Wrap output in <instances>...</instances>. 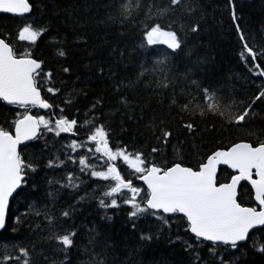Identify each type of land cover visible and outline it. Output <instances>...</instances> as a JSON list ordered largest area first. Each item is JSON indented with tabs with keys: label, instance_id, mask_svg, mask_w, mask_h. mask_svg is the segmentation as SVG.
<instances>
[{
	"label": "trees",
	"instance_id": "16d2710c",
	"mask_svg": "<svg viewBox=\"0 0 264 264\" xmlns=\"http://www.w3.org/2000/svg\"><path fill=\"white\" fill-rule=\"evenodd\" d=\"M28 2L32 10L23 17L0 13V38L18 57L27 53L41 63L38 87L52 107H30L28 112L50 121L53 128L60 118L76 120L77 126L75 134L59 136L41 126L37 138L19 147L35 171L27 170L25 182L9 202L7 226L0 232V241L9 244L11 258L5 264H23L21 248L28 250L30 264H221L220 257L264 264V253L252 246L253 241L264 245V226L252 230L235 252L218 245L213 255L209 242H197L190 234L184 217L147 209V190L138 181L142 173L122 158L108 161L90 139L95 128L102 127L113 151L142 153L165 168L180 163L193 170L215 151L240 142H264V97L255 100L264 90V77L254 74L264 70V0H181L174 6L171 0H139L130 9L119 0ZM122 9L128 14L122 15ZM28 24L42 33L35 43L19 39ZM156 24L175 31L181 49L173 53L163 44L148 45L145 31ZM245 42L261 53L255 61L260 69H254ZM205 89L219 100H208ZM212 103L219 104L218 111L209 110ZM249 105L245 122L235 124L233 118ZM24 114V109L0 101V126L5 130L12 132L15 120ZM189 123L191 130L185 127ZM163 131L170 133L167 143ZM154 147L159 151L153 152ZM80 159L89 165L84 171ZM109 164L125 182L142 190L136 203L144 213L130 215L134 209L121 198L132 195L126 189L116 197L118 207L99 206L100 198L108 199L103 192L115 182L90 173L107 171ZM69 175L79 187H62ZM231 176L220 168L218 184ZM237 200L256 207L246 183L240 185ZM70 208L72 214L65 218L62 212ZM62 230L76 233L67 255L53 238Z\"/></svg>",
	"mask_w": 264,
	"mask_h": 264
},
{
	"label": "snow or ice",
	"instance_id": "6c2138e0",
	"mask_svg": "<svg viewBox=\"0 0 264 264\" xmlns=\"http://www.w3.org/2000/svg\"><path fill=\"white\" fill-rule=\"evenodd\" d=\"M119 2L123 8L130 9L137 6L139 0H131V3L128 0H119ZM180 2L181 0H171L173 6ZM229 2L231 4V0ZM31 10L28 0H0V13H11L23 17ZM157 11L167 12L168 9ZM127 14L122 9V15ZM232 18L233 21L238 19L234 6ZM149 28L150 30L145 31V40L148 45L163 44L173 53L181 49V41L175 31L166 30L159 24L150 25ZM192 30L196 31L197 27H193ZM237 30L241 33V40L245 41L244 34L238 24ZM41 34V31L35 30L32 24H28L19 31L18 36L22 41L29 40L35 43ZM244 49L247 56L252 57L254 69H260V65L255 64V61L257 55L261 53L254 52L247 42L244 43ZM59 54L63 56L64 52L60 51ZM241 56L245 61L247 60L244 52L241 53ZM40 68L41 63L31 58L30 54L26 53L18 57L13 48L0 38V101L25 110V114L14 122L15 135L0 126V230H4L7 226L10 198L25 182L27 170L35 171V168L26 162L22 153L18 151V146L25 141L37 138L40 126L48 131H55L57 136L61 133L75 134L74 129L77 126L76 120L60 118L55 121L53 128L50 127V121L43 117L35 118L27 114L30 107L41 109L52 107L41 97L37 82V77L41 75L38 71ZM254 74L264 77V70L255 71ZM48 91L53 92L54 90L49 88ZM204 91L209 93L206 97L208 100H219V97H216L211 90L205 89ZM262 97H264V90L259 91L255 100ZM207 107L209 110H219L218 103L209 104ZM250 108V105L244 108L241 114L233 118V122L237 125L244 123ZM185 127L191 130L193 125L189 123ZM169 136V132H162L164 143H167ZM90 139L96 145L95 151L107 157L108 161L122 158L136 173H142L140 178L147 185L145 197L147 209L164 214H182L187 220L188 230L194 235L197 242L201 240L210 242L209 251L213 255L217 254L216 246L218 245H223L227 250L235 252L241 242L249 240V233L252 229L264 226V142L258 143L257 146H253L249 142L236 143L228 150L216 151L206 158V162H201L198 168L193 170L192 167L182 166L180 163L165 168L143 158L142 153L131 156L126 150L113 151L109 146L107 133L102 127H96ZM71 147L75 149L76 143L73 142ZM152 151L158 152L159 149L154 147ZM79 164L82 166L81 171L89 167L85 159H80ZM221 164L227 165L239 173L231 178L230 183L218 184L217 182V168ZM48 166L53 167L54 165L49 163ZM253 169H255L258 179H253ZM90 174L102 181L115 182L103 192V197L108 199H99L101 208L118 207L116 197L126 189L132 195L121 198L124 203L134 209L130 215L136 217L146 211L144 207L136 203L142 190L134 187L130 181L125 182L114 164H109L107 171H91ZM66 180L67 183L62 187H79L71 175L67 176ZM244 180L249 181L255 190V200L260 210H257V207L242 206L238 202L237 186ZM50 195L53 194L50 193ZM71 214V208L62 212L65 218H70ZM75 235V231L71 230H62V234L58 235L53 234L57 243L63 246L59 251L65 252L67 255V250L74 246L73 237ZM141 238L150 240L152 237L142 236ZM252 246L256 251L264 253V245H260L259 242L253 241ZM8 247L7 242L0 241V248L4 249L3 253H0V264H5V261L11 258L7 253ZM187 247L192 248L193 246L188 244ZM20 254L26 258L23 264H30V260L27 259L29 257L28 250L21 248ZM197 259H199L198 256ZM220 261L221 264H238L237 260H225L223 257H220ZM94 264H103V261L94 262Z\"/></svg>",
	"mask_w": 264,
	"mask_h": 264
},
{
	"label": "water",
	"instance_id": "95a60500",
	"mask_svg": "<svg viewBox=\"0 0 264 264\" xmlns=\"http://www.w3.org/2000/svg\"><path fill=\"white\" fill-rule=\"evenodd\" d=\"M4 14H9V15H14V14H11V13H4ZM27 14H29V13H27ZM27 14H25V15H27ZM24 15V16H25ZM14 16H17V15H14ZM38 62V61H37ZM39 71V70H38ZM42 97V96H41ZM6 103V102H5ZM39 110H41V111H45V110H47V109H41V108H39V107H37ZM27 114H29V115H32V116H34L35 118H38V116H36V115H33V114H31L30 112H27ZM22 117V116H21ZM20 117V118H21ZM19 119V118H18ZM39 132H40V128H39V130H38V133H37V135L39 134ZM10 134H12V135H15V128L13 127V130H12V132H10ZM33 140V139H32ZM28 141H30V140H28ZM27 141H25L24 143H26ZM24 143H22L21 145H23ZM21 145H19L18 146V150H19V147L21 146ZM257 146V145H256ZM230 148V147H229ZM229 148H227V149H223V150H228ZM219 151V150H218ZM216 152V151H215ZM214 152V153H215ZM214 153H212V154H214ZM211 154V155H212ZM210 155V156H211ZM205 162H206V160H205ZM220 168H226V169H228L231 173H232V176L229 178V180L227 181V182H225V183H230L231 182V178L233 177V176H235V175H238L239 173L236 171V170H234V169H231V168H229L227 165H223V164H221V165H219L218 166V168H217V174H218V171H219V169ZM142 176V174L138 177V181L143 185V187L147 190V185L144 183V181L140 178ZM253 179H258V177L255 175V169H253ZM242 183H246L247 185H249V187H250V189H251V191H252V197H253V201H254V203H255V205H256V207H257V210H260L259 209V206H258V203H257V201L255 200V190L252 188V185H251V183L249 182V181H247V180H244V181H241L240 183H239V185L237 186V196H238V189H239V187H240V185L242 184ZM20 189V188H19ZM19 189H17V191L19 190ZM16 193H14L13 194V196L15 195ZM12 196V197H13ZM12 197L10 198V200L12 199ZM10 200H9V202H10ZM145 205H146V202H145ZM146 207H147V205H146ZM149 210H151V209H149ZM151 211H153V212H155L154 210H151ZM160 213H162V212H160ZM163 215H166V216H169V215H173V214H164V213H162ZM176 214H178V215H180V216H182V214H179V213H176ZM183 217V216H182ZM185 218V217H184ZM185 220H186V218H185ZM186 222H187V220H186ZM261 227H263V226H258L257 228H255V229H258V228H261ZM252 230H254V229H252ZM251 230V231H252ZM2 230H0V232H1ZM250 231V232H251ZM190 232V231H189ZM190 234L191 235H193L191 232H190ZM194 236V235H193ZM205 242H207V241H205ZM245 242V241H244ZM244 242H241V243H244ZM210 243V242H209ZM240 243V244H241Z\"/></svg>",
	"mask_w": 264,
	"mask_h": 264
},
{
	"label": "bare ground",
	"instance_id": "6f19581e",
	"mask_svg": "<svg viewBox=\"0 0 264 264\" xmlns=\"http://www.w3.org/2000/svg\"><path fill=\"white\" fill-rule=\"evenodd\" d=\"M39 118V117H38ZM41 127V126H40Z\"/></svg>",
	"mask_w": 264,
	"mask_h": 264
}]
</instances>
